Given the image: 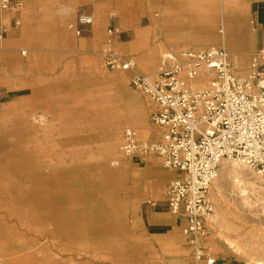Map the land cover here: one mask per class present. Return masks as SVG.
<instances>
[{
  "label": "rangeland",
  "instance_id": "1",
  "mask_svg": "<svg viewBox=\"0 0 264 264\" xmlns=\"http://www.w3.org/2000/svg\"><path fill=\"white\" fill-rule=\"evenodd\" d=\"M13 1L22 6L16 12L8 10L7 19L11 20V13L15 12L14 20L20 24L15 28L16 24L11 26L8 21L5 26L22 30V49L26 50L34 38L36 43L51 41L49 49L57 59H0V146L3 143L5 147H18L22 142L31 141L38 129L39 134L48 131L52 140L61 142L67 151L65 162L51 170L14 166V180L35 212L15 196L0 193V222L29 245H42L53 242L52 223L62 221L61 245L47 243L44 252L51 258L58 254L66 260L78 253L77 264H87L91 253L96 255L95 264H145L147 260L153 264H211V256L216 257L213 264H252L251 256H264V176L258 178L261 174L254 169L255 175L248 179L255 184L249 186L243 200L232 184L224 183L221 201L227 205V221L209 220L204 234L187 235L185 216L172 214L165 195L171 181L182 178L184 173L165 167L156 152L126 155L122 149L125 132L128 128L134 130L132 126H124L120 150L122 161L139 169V203L133 202L130 170L119 174L113 164L110 166L97 156L102 136L107 132L99 126L98 118L102 115L99 109L115 95L124 105L131 104L136 97L147 98L153 104L149 111L150 123L161 134L141 140L160 142L163 138L165 129L152 120L157 104L132 84L137 72L147 74L137 70L135 59L153 52L161 39L163 47L157 71L167 54L224 47L231 53L236 68L239 62L243 65V71L237 74L244 78L250 71L253 56L264 49L261 42L264 17L222 15L231 11V0H190L189 3H199L192 10L199 14L180 16L175 24L163 22L164 26L160 23L156 26L154 21L168 18V10L162 7L161 0ZM78 2L82 3L79 9ZM89 5L96 8L95 13L85 11ZM98 8L102 13L100 37L97 29L85 32L77 26L81 25L79 18L83 14L93 16L94 26ZM113 12L117 15L111 16ZM159 12L167 16L154 17ZM123 16L135 24L126 26ZM223 27H230L226 32L232 49L222 44L219 31ZM166 28L179 33L178 37L172 41H167L165 36L160 38V31ZM78 29L81 34L77 33ZM214 32L219 35L218 39L214 38ZM89 36H93L94 45L83 40L75 46L76 41ZM2 39L5 42V35ZM110 48L134 59L136 69L127 71L108 66ZM120 72L126 76L123 87L97 90L101 80ZM108 108H102L103 114ZM39 116H44L46 121H38ZM152 156L158 158V166L151 164ZM6 162L8 157L0 155V166ZM158 167L166 173L160 175ZM49 186L54 191L51 196ZM154 200H157L156 206L152 204ZM216 210L215 204L213 214ZM177 215L180 221H172ZM33 221H46V226ZM75 221L82 227L78 235L71 230Z\"/></svg>",
  "mask_w": 264,
  "mask_h": 264
},
{
  "label": "built area",
  "instance_id": "2",
  "mask_svg": "<svg viewBox=\"0 0 264 264\" xmlns=\"http://www.w3.org/2000/svg\"><path fill=\"white\" fill-rule=\"evenodd\" d=\"M21 6L0 0L2 9L18 11ZM93 22L92 15L79 18L81 25ZM6 30L0 28V38ZM108 53V66L136 69L134 59L112 48ZM202 72L212 79L205 88L195 89L191 80ZM132 84L157 104L152 120L165 132L160 142H145L127 129L123 150L129 156L156 152L165 167L184 173L166 188L168 205L173 214L185 216V234H204L215 210L210 188L224 160L238 159L264 176V49L253 56L244 78L237 74L231 53L212 46L167 54L156 78L137 72ZM152 204L156 206L157 200Z\"/></svg>",
  "mask_w": 264,
  "mask_h": 264
},
{
  "label": "bare ground",
  "instance_id": "3",
  "mask_svg": "<svg viewBox=\"0 0 264 264\" xmlns=\"http://www.w3.org/2000/svg\"><path fill=\"white\" fill-rule=\"evenodd\" d=\"M190 4L192 7H196V4L199 3L193 4L190 2ZM96 13V29L98 31V37H100L102 31V13L99 8L97 9ZM116 15L117 14L114 12L111 14V16ZM155 16L156 14H154V17ZM121 19L126 26L135 24L133 20L129 19L127 16H123ZM166 21L167 19L160 18L157 21H154V23L156 26L158 23L164 26L163 22ZM228 28L230 29V27H227V29L226 27L221 28L219 33L221 34L222 44L227 48L229 47L232 49L231 45L227 41L228 32H226V30L228 31ZM142 34L143 32H138L139 36ZM178 34L175 31L171 32V30L166 28L164 31H160L159 37L161 38V36H165L167 41H172L178 37ZM213 35L215 39L219 38L217 33L214 32ZM162 44L163 43L161 39L157 43L153 52L142 58L135 59L138 62L137 70L145 72L152 77L157 76L160 70L159 68L157 71V65L161 60L159 59V54L161 53V49L163 47ZM236 70L237 73H241L243 71V65H241L240 62ZM211 79V74L202 72L198 77L191 80V83L195 89H202L210 83ZM125 84L126 76H124L123 72H120L112 78L101 80L96 88L98 91L103 92L109 88V86H113L114 89H119ZM89 94H92V92H89ZM152 105L153 104H151L145 97H136L133 99L131 104L124 105L119 101V96L115 95L110 102L102 103V106L99 109V111L102 113V115L98 118L100 119L99 126L105 129L107 132L102 136L100 151L97 156H99L103 161H106V163L110 166L113 164L114 168L119 174L122 170H130V173L132 174L131 187L134 188L133 202L136 204L140 202V196L138 193L139 179L137 178L139 169L137 166H133L129 162H125L124 160L122 161L123 155L120 150V144L123 137V128L126 125L132 126L134 128L139 140H149L152 136L158 137L161 134V130L159 128L153 127L149 120V111L151 108H153ZM106 106L109 108L105 109L106 111L103 114L102 108H105ZM37 120L41 122L46 121L44 116H39ZM39 133L40 132L37 129V132L34 133L35 136L31 141L22 142L18 145V147H5L3 146V143H1L2 145L0 146V155L4 154L8 157V162L0 166V193L2 195L5 194L12 195L13 197L15 196V199H18L22 204L28 206V208L33 212H35L34 206L26 197V194L22 192V189L17 186V183L14 180V166L16 165V167L18 166L20 169L27 167L37 171H41L42 169L51 170L52 168L61 166L65 162L67 151L65 148H63V144L61 142L57 143L56 141L52 140L48 131H43L42 134ZM77 160L78 159L75 161ZM150 162L154 166L159 165V160L155 156L150 157ZM158 173L160 175H164L166 170L158 167ZM253 174L255 175L254 170L238 159H227L222 162L217 171V176L210 188V193L212 194L211 199L213 198V202L217 205V210L215 214L210 216L209 220L221 219L223 222L227 221V205L221 201L222 197H224L221 191L223 189L224 183L228 182L232 184V186L235 188V191L239 195V199L243 200L245 199V195L248 192L249 186H254L255 184V182L248 179V176ZM259 177L261 179L262 175L258 176V178ZM48 188L49 189L47 190L49 191V195H53V187L49 186ZM221 207L222 210L220 209ZM58 208L60 209V206ZM172 221H180L179 215L172 217ZM33 222L39 223L43 227L46 226V221ZM60 222L62 221H54L52 223L53 227L51 232L52 238L54 240L53 242H47L48 244L52 243L55 246L61 245L60 240L62 238V230L60 229ZM74 224L75 225L71 230L72 232H75L76 235H78L82 230L81 224H79L78 221H75ZM177 237L182 238L180 234H177ZM45 244L29 245L20 237L13 235L12 228L6 227L4 223L0 222V264H77L76 256L79 257L80 254H74L69 260H66L62 256L60 257L58 254L53 256L54 258H51L44 252ZM95 260L96 255L91 253L87 257V264H95ZM251 260L253 262L252 264H264V256L260 254L256 257L251 256ZM209 261L211 264L215 263L216 257L211 256ZM145 264H153V262L147 260Z\"/></svg>",
  "mask_w": 264,
  "mask_h": 264
},
{
  "label": "crops",
  "instance_id": "4",
  "mask_svg": "<svg viewBox=\"0 0 264 264\" xmlns=\"http://www.w3.org/2000/svg\"><path fill=\"white\" fill-rule=\"evenodd\" d=\"M188 1V2H187ZM190 0H161L162 7H165L168 10V18L166 24L173 23L175 24L177 19L180 16H190L199 14L193 12V7L189 3ZM233 4L230 5L231 11L223 12L222 15H229V16H263L264 17V0H231ZM205 6V5H204ZM82 7V3H77V8L79 9ZM77 9V10H78ZM10 9H2L0 8V28H6L5 35V42L2 38H0V59H13L12 61L19 59H57L55 55L50 52V47L52 42L51 41H43L37 42L34 38L33 41H29L27 44L28 48L26 50L22 49L24 45L23 40L20 38V33L22 30L13 29L8 26L7 22L11 21L9 24L14 25L16 24L15 16L17 13H11V20L10 17L7 19V12ZM85 11H91L95 13L96 8L91 7L85 8ZM167 16V14H165ZM188 22L190 20L187 19ZM78 24V23H77ZM19 24H16L15 28H18ZM84 29L85 32H94L97 28V24L87 26V25H77ZM91 27V28H89ZM264 36V35H263ZM93 36L85 37L82 40H78L75 43V46L81 44L83 40H86L87 44L94 45ZM262 45H264V37L261 41ZM26 51V53H24ZM1 89H7L6 86H1Z\"/></svg>",
  "mask_w": 264,
  "mask_h": 264
}]
</instances>
